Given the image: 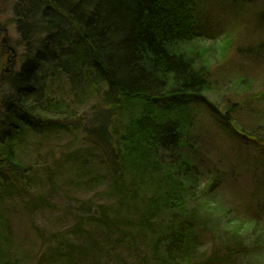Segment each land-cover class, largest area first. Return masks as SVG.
Segmentation results:
<instances>
[{"label":"trees","instance_id":"trees-1","mask_svg":"<svg viewBox=\"0 0 264 264\" xmlns=\"http://www.w3.org/2000/svg\"><path fill=\"white\" fill-rule=\"evenodd\" d=\"M220 1L239 7L258 0ZM201 3L0 0V209L5 200L24 198L36 188L34 166L21 159L28 138L38 142L53 135L70 136L74 141L56 160L61 159L78 174L94 156L97 167L104 171L102 177L111 184L108 193L120 207L139 202L141 182L158 170L159 191L147 201L148 212L139 221L154 233L152 242L158 252L177 264L191 261L198 251L195 245L205 235L196 213L186 212L188 199L213 192L229 177L211 170L205 181L198 164L182 154L191 124L187 106L201 104L216 114L202 95L207 67L192 46L218 35V29L212 30L199 17ZM10 24L16 36L8 38ZM259 47L264 50V39ZM13 55L14 71L10 74L7 70ZM63 80L73 100L95 95L88 118L77 116L67 98L51 96ZM221 119L226 132L250 152L253 163L247 168L253 177V200L264 207V115L261 125L251 133L237 129L228 118ZM160 153L168 157L158 164ZM45 173V182L52 184L54 177ZM35 198L36 203L23 200L27 215L39 203L49 208L41 197ZM106 207H96L97 217L84 204L74 207L73 218L78 224L73 235L80 237L87 225L111 235L124 234L117 213L109 214ZM152 210L159 213V221H152ZM240 222L250 229V221ZM4 223L0 219L2 227ZM224 230L232 234L225 226ZM206 236L213 240L216 234ZM3 239L0 235V244ZM73 248L69 240L58 241L47 255V263H69ZM227 248L233 252H225L219 260L213 248L208 256L197 259L200 264H233L234 259L231 262L226 254L241 257L249 251L236 240ZM249 249L252 255L253 249ZM0 264L17 263L0 253Z\"/></svg>","mask_w":264,"mask_h":264},{"label":"rangeland","instance_id":"rangeland-1","mask_svg":"<svg viewBox=\"0 0 264 264\" xmlns=\"http://www.w3.org/2000/svg\"><path fill=\"white\" fill-rule=\"evenodd\" d=\"M263 12L264 0L239 7L227 6L220 0H202L201 3L199 17L202 16L212 30L217 32L218 29V35L192 46L201 54L207 67L206 90L202 95L213 105L216 114L201 104L187 106L191 124L182 154H187L192 163L198 164L201 179L205 181L211 170L229 177L213 192L204 196L192 195L188 199L186 212H195L203 222L204 229H198H202L205 239L195 245L198 251L191 261L182 264H200L197 258L208 256L211 248L216 250L219 260L225 252H233L232 248H227L233 240L242 241L249 251L241 257L226 254L225 258L231 262L234 259L233 264H264V207L253 200V177L247 168L253 160L250 152L226 132L221 119L228 118L237 129L246 133L255 132L261 125L264 115V50L259 46L264 39ZM259 15L262 21H259ZM6 34L8 38L16 36L11 24ZM66 84V80L61 81L51 96L67 98L77 116L88 118L95 95L86 94L73 100ZM30 139L26 141L21 159L34 166L36 188L24 198L16 196L5 200L1 207L0 219L5 220L3 227L0 225V235L4 238L0 244L1 254L17 264H177L162 251L158 252L152 242L154 233L139 221L144 220L148 212L147 201L159 191L157 169L144 183L141 182L140 201L120 207L108 193L111 184L102 177L104 171L97 167L94 156L87 159L86 169L78 174H74L75 171L72 172L61 159L56 160L74 141L73 138L53 135L38 142ZM46 152H50L53 158H49ZM167 157L158 154V164ZM45 172L54 177L52 184L45 182ZM36 195L49 208L39 203L32 214L27 215L23 200L36 203ZM80 204L89 207L91 214L96 213V207L107 206L105 209L109 214L117 213L116 219L126 232L111 235L99 227L87 225L85 232L77 238L73 229L78 223L73 217L76 215L74 207ZM153 214L152 221H159V213ZM94 216L97 217L98 213ZM168 217L164 215L163 218ZM241 220L250 221V229ZM223 225L232 234L225 232ZM211 232L216 234L213 240L206 236ZM66 240L74 246L71 257H68L71 261L47 263L52 248L58 241ZM249 248L253 249L252 255Z\"/></svg>","mask_w":264,"mask_h":264},{"label":"bare ground","instance_id":"bare-ground-1","mask_svg":"<svg viewBox=\"0 0 264 264\" xmlns=\"http://www.w3.org/2000/svg\"><path fill=\"white\" fill-rule=\"evenodd\" d=\"M15 60V55H13L10 59H9V68L7 70L8 73L12 74L14 71V67H13V61Z\"/></svg>","mask_w":264,"mask_h":264},{"label":"water","instance_id":"water-1","mask_svg":"<svg viewBox=\"0 0 264 264\" xmlns=\"http://www.w3.org/2000/svg\"><path fill=\"white\" fill-rule=\"evenodd\" d=\"M3 42H6V37H4Z\"/></svg>","mask_w":264,"mask_h":264}]
</instances>
